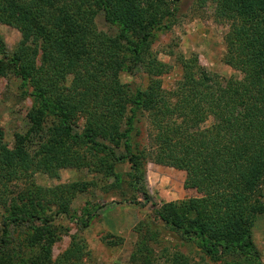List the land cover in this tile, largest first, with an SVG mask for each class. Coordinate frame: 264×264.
I'll use <instances>...</instances> for the list:
<instances>
[{"label": "trees", "instance_id": "trees-1", "mask_svg": "<svg viewBox=\"0 0 264 264\" xmlns=\"http://www.w3.org/2000/svg\"><path fill=\"white\" fill-rule=\"evenodd\" d=\"M212 1L216 17L230 28L224 62L242 76L226 78L202 67L197 55L181 56L183 76L176 90H167L162 77L170 66L152 47L157 34L177 22L179 6L173 0H0V25L17 28L36 43L25 41L10 56L0 35V76L21 79L37 98L28 113L30 128L16 134L13 150L0 130V206L5 212L0 254L18 227L30 230L24 247L52 243L64 233L57 220L69 216V202L89 186H35L32 168L51 175L62 168L112 175L114 161H127L135 188L151 158L189 173L203 172L212 189L156 210L181 246L199 243L203 264L230 254L259 259L252 230L264 214V0ZM101 11L107 22L119 26L116 35L98 29ZM136 69L149 82L145 90L133 92L120 76ZM211 117L213 125L202 128ZM80 119L84 129L74 132ZM145 119L154 143L148 149L142 142ZM27 178L29 186L16 195L14 183ZM140 193L143 199L133 203H153L144 189ZM146 231L133 264H151L153 243L172 244L159 240L151 228ZM83 248L82 241L74 242L58 264H81ZM12 253L0 260L7 257L13 264ZM169 261L192 264L180 252Z\"/></svg>", "mask_w": 264, "mask_h": 264}, {"label": "rangeland", "instance_id": "rangeland-1", "mask_svg": "<svg viewBox=\"0 0 264 264\" xmlns=\"http://www.w3.org/2000/svg\"><path fill=\"white\" fill-rule=\"evenodd\" d=\"M173 5L179 6L177 22L163 33L157 34L152 47L153 53L160 61L170 66L169 73L162 77L163 88L177 89V83L183 76L181 56L190 58L197 55L199 64L209 71L226 78L241 77L239 71L224 62V38L230 28L227 21L216 17V3L212 0H173ZM96 24L100 31L109 35L119 32L118 25L106 21L104 11L97 15ZM0 35L10 56L25 41L31 45L36 44L32 38H26L17 28L9 25H0ZM138 70L140 69H136ZM120 78L122 83L130 85L133 92L145 90L149 82L148 75L142 70L135 73L123 72ZM70 81L71 78L69 83ZM36 102L37 98L32 94L30 85L14 75L0 76V130L12 150L15 147L16 134L25 135L30 128L28 113L32 107L37 106ZM213 123L214 119L211 117L202 124V128L210 127ZM84 125L83 119L76 121L73 124L74 132H82ZM144 126L145 135L142 142L148 149L154 145L150 136V120L145 119ZM121 152L117 150V154ZM113 167L112 175L96 174L87 168H62L56 175H51L32 168L31 181L35 186L52 188L72 182H87L89 186L85 191L78 192L69 202V216L57 220L64 233L52 243L24 247L22 243L30 230L27 226L18 227L11 236L8 248L5 251L3 249L2 254L13 251V264H58L60 256L74 242L82 241L84 248L81 264H133L132 255L149 227L158 233L159 240L172 242L171 245H151V264H171L169 260L176 252L187 255L192 264H203L201 256H204V251L199 243L190 242L181 246L175 239V232L159 220L156 210L166 202L203 197L211 193L206 174L189 173L157 164L150 158L146 163L145 178L134 188L130 164L127 161H114ZM28 180L29 178L21 179L14 183L16 195L29 186ZM142 189L151 196L153 203H133L134 199H143L140 193ZM262 190L264 191V186ZM4 213L0 206V237ZM85 224L88 226L85 227ZM252 237L260 255L258 260L246 254H230L221 262L207 260L206 264H264V214L257 217ZM164 246L170 249L163 250ZM0 264H9L7 257L5 261L0 260Z\"/></svg>", "mask_w": 264, "mask_h": 264}]
</instances>
